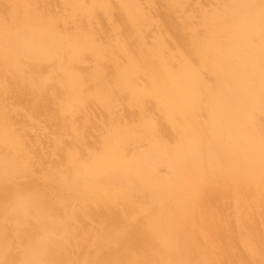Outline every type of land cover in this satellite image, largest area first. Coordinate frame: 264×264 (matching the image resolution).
<instances>
[{
    "label": "bare ground",
    "instance_id": "obj_1",
    "mask_svg": "<svg viewBox=\"0 0 264 264\" xmlns=\"http://www.w3.org/2000/svg\"><path fill=\"white\" fill-rule=\"evenodd\" d=\"M6 1L11 2L12 12L15 11L13 7L17 6L20 7L21 13L18 16L12 13L8 20L0 18V34L20 28L26 31L20 39H16V35L6 37L8 49H0V95L3 96L12 90L4 78L6 73H15V77H21L20 80L25 78L29 84H33L30 86L31 95L27 106L29 112H26L28 115L33 116L41 107L40 102L44 96L39 90L44 88V82L52 78L55 81L59 77L63 78L58 81L59 85L48 88V92L51 96L55 91H60V95H67V110L74 109V102L79 100L86 82L101 81L102 88L99 93H95V97L105 101L104 104L110 103L107 97L114 98L115 91L127 92L132 103L136 105L142 104L146 97L152 96L157 109L174 122L177 141L183 146L181 149L194 151L199 148L202 139L211 136L222 112L234 106H240L243 111L245 120H239L237 129L234 128V131L230 132L227 148L222 147L215 155L197 159L191 170L186 173L180 163H171L176 178L174 182L166 180L148 166L141 165L139 157L125 160L121 153L119 133L110 134L106 146L104 145L98 153L90 152L91 155L82 163H79L76 151H67L65 156L71 167L59 171L56 177L66 184L80 183L82 188L87 189V181L92 173L95 174L97 169L109 164L114 169H123L120 176L124 179L130 175H138L151 191L152 199L158 203L164 201L166 196L174 195L173 207L164 218L158 215H149L146 218L147 230L153 233L164 248V254H159L151 264H188L189 257L194 256L192 251L184 250V246L188 245L193 237L192 227L196 223L195 195L202 185L217 179L224 183L227 178L232 188H239L237 184L243 183L245 189L254 195V199L264 197V151L253 127L255 111H264V49L250 48L246 42L250 27L264 16V0H220L219 8L205 13L200 19L202 28L191 36L189 56L179 53L165 55L164 39L160 32L150 47L144 45L141 34H138L134 54L127 42L119 35L116 36L109 41L108 52L113 53L115 49L121 51L125 63L110 59L115 70L108 82L104 79L100 67L96 73L85 76L73 66L78 54L92 45L95 38L94 28L82 35L80 34L83 30L57 31V15L49 12V0H40V3L39 0ZM115 1L125 19L139 30L142 19L149 17L148 13L153 7V0H144L145 6L140 0ZM182 1L186 0H170L175 7H179ZM69 3L74 9L88 15L94 12L98 4L107 14L110 8L108 0H92L89 5L82 4L81 0H69ZM191 55L195 59L194 62L190 61ZM202 71L210 75V81L202 75ZM140 74L143 77L141 82L138 81ZM12 96V99H18L15 93H12ZM4 106L0 97V120L6 119L5 126L0 127V143L9 145L5 146V149L10 146L13 148L9 160L13 161L14 167L10 169L0 165V258L6 255L7 250L17 247L21 255L18 264H72L78 256V250H74L76 239L87 245L86 239L91 231V227L81 229L80 223L75 220L80 217L89 218L94 214L108 215L111 202L120 196V192L114 189H100L95 198L82 200L78 207L69 209L64 199L47 198L33 180L11 182L17 174L22 176L23 165L31 167L28 152H31L32 148L23 144L19 136L25 132L22 130L23 126H20V132L17 131L15 125L10 122V115L4 111ZM200 110L204 111L202 117ZM13 114L16 119L19 113L13 110ZM242 121L248 124L247 131L241 129ZM154 128L152 121H148L140 130L141 133L149 135ZM242 140L245 146L241 144ZM257 142L261 147L257 148ZM154 143L157 144V141L154 140L152 144ZM19 152L26 158L25 161H16L15 154ZM163 154L165 155V152ZM114 160L117 165H112ZM118 171L114 170L109 174V178L98 177L96 184L104 187L110 184L115 186L113 183L119 174ZM16 187L23 194L19 195L20 198L9 200L8 194L14 192ZM99 203H103L101 205L105 207L102 213L96 211ZM247 210H242L236 223L238 227L245 224L244 227L248 226V231L252 230L247 233L244 242L250 254L255 255L259 245H263L264 250V230H261L263 228L260 226L263 221L258 219V225L256 219V222L251 219L255 222L254 226H260L263 231L262 237L256 238L259 227L256 226L258 229L253 231V224L249 225L252 221L249 223L250 218L247 220ZM251 212L255 213L254 210ZM257 213L255 217L260 214ZM9 223L15 224L14 227L8 225ZM77 229H81L80 235L75 238ZM253 232H256V235L251 236L250 233ZM103 234L96 237L92 243H104L105 232ZM206 254L204 264H213L212 255ZM119 258H130L133 261L135 254L123 247L102 250L97 256V261L111 262ZM82 262H86V259Z\"/></svg>",
    "mask_w": 264,
    "mask_h": 264
},
{
    "label": "rangeland",
    "instance_id": "obj_2",
    "mask_svg": "<svg viewBox=\"0 0 264 264\" xmlns=\"http://www.w3.org/2000/svg\"><path fill=\"white\" fill-rule=\"evenodd\" d=\"M81 1L82 4L89 5L92 0ZM140 1L145 6V1ZM48 2L49 12L57 15V31L65 29L70 32H78L83 30L80 34L82 35L90 28H94L95 38L92 45L78 54V59L73 63V66L85 76L96 73L100 67L107 82L111 80L115 70L110 59H116L117 63H125V57L121 51L115 49L113 53L108 52V43L116 36L122 37L134 54L138 34H141L144 45L150 47L160 32L164 39L165 55L179 53L189 56L191 36L202 28L200 19L205 13L220 7V0H186L179 3V7L172 5L170 0H153V7L148 13L149 17L142 19L139 30L131 26L125 19L115 0H108L110 7L108 14L98 4L91 15L74 9L69 0H49ZM13 8L14 12L11 11V2L0 0V18L8 20L12 13L15 16L21 13L20 7ZM182 23L184 24L182 25ZM263 28L264 16L259 18V21L248 30L246 42L250 48L262 47L264 49ZM25 31L20 28L0 34V49L2 51L8 49L9 43L6 37L16 35V39H20ZM57 31H53V33ZM189 58L191 62L195 61L192 55ZM14 74L6 73L4 75L12 90L0 97L4 101V111L10 115V122L15 125L17 131L20 132V126H23L22 130L25 132L19 134L20 139L32 150L28 152L31 167L23 165L22 176L17 174L11 179V182L21 183L27 179L33 180L47 198L53 200L62 198L67 201L69 209L78 207L82 200L95 198L101 191L100 189H114L120 192V196L111 202L110 212L108 215L106 214L107 216L94 214L89 218L80 217L75 220L76 223H80L81 229L91 227V231L86 239L87 245L76 239L74 250H78V256L75 257L72 264H131V262L133 264H151L159 254L163 253L164 248L153 233L147 230L146 218L149 215H158L164 218L173 207L174 195L166 196L164 201L158 203L152 199L151 191L138 175H130L124 179L120 176L123 169L120 167L114 169L109 164L97 169L95 174L92 173L87 181L89 184L87 189L82 188L80 183L66 184L56 177L59 175V171H65L71 167L65 156L67 151H76V157L79 163H82L88 156L98 153L102 147L104 148V145L106 146L110 134L119 133L121 153L125 160L139 157L141 165L148 166L166 180L174 182L176 178L170 166L172 162L180 163L181 166H184L182 167L184 172H189L197 159L215 155L222 147L227 148L231 137L230 132H233L234 128L237 129L236 125L239 120H245L240 106L227 108L225 112L221 113L218 122L212 129L211 136L202 139L196 150L187 151L181 149L183 146L177 141L174 122L157 109L152 96L146 97L142 104L136 105L132 103L131 96L127 92L115 91L114 98L107 97L111 104H104L105 101L95 97V93H99L103 83L101 81L86 82L85 90L82 91L79 100L74 102V109L68 108L67 110L65 108L67 95H60V91H55V96H51L48 92V88L55 84L59 85L58 81L63 78L59 77L56 81L52 78L42 84L44 88L39 91L44 98L40 102L41 107L32 116L26 112H29L27 106L31 95L30 86L33 84H29L25 78L20 80L21 77L17 75V78ZM202 75L210 81L209 74L202 71ZM142 80L143 77L140 74L138 81ZM12 93H15L18 99H12ZM13 110L19 113L16 119L12 116L14 115ZM199 113L202 117L204 111L200 110ZM253 119L255 124L253 127L262 143L261 147L257 142V148L259 146L264 151V111H255ZM5 120H0V127L5 126ZM148 121H152L155 127L149 135L141 133L140 130ZM241 129L247 131L248 124L242 121ZM154 140L157 141V144H152ZM249 141L252 142V139ZM241 144L245 146L243 140ZM5 146L9 145L0 143V165L3 164L12 169L14 165L13 161L9 160V155L13 152V148L10 146L5 149ZM90 152L92 153L89 155ZM162 152H165V155ZM15 155L17 162L26 159L20 152ZM112 163V165H117L116 160ZM117 169L119 174L114 179L116 183L112 182L116 184L115 186L110 184L104 187L96 184L98 177L108 176L107 178H109V174ZM244 186L243 183H238L237 187L239 188H232L231 182L226 178L224 183L217 179L200 187L195 195L196 203L194 202L196 206L194 222L196 223L192 227L193 237L190 243L184 246V250L192 251L191 253L194 254L193 257H189L188 264H204L206 253L212 255L213 264H264L263 245L258 246L257 254L251 255L244 238L252 230L248 231L246 229L248 226L244 227L245 224L238 227L239 225L236 223L242 210L248 209L247 220L250 218L249 223L252 218L253 221L256 219L258 225L259 221H263L260 224L263 229L256 225L259 227L258 229L254 226L256 221L254 223L252 221L249 225L253 224V229H255L253 231L264 230V197L254 199V195L248 192ZM66 190L72 191L66 193ZM22 194L16 187L14 192L8 194V199L15 200ZM99 204L96 211L102 213L105 207L101 205L103 203ZM253 210L255 213L259 212V216L255 217L258 213H250ZM8 225L14 227L15 224L9 223ZM80 230L75 231V238L80 235ZM258 230L259 235H256V232L250 233V235H256V238L262 237L263 231L259 232ZM103 232L106 236L105 242L92 243L96 237L103 236ZM204 235L207 236L204 237ZM258 240L260 241V239ZM120 247L128 248L130 253H134V260L119 258L111 262L97 261V256L102 250ZM94 255L95 257H92ZM20 259V250L14 247L7 250L6 255L0 258V264H18ZM84 259L86 262H82Z\"/></svg>",
    "mask_w": 264,
    "mask_h": 264
}]
</instances>
